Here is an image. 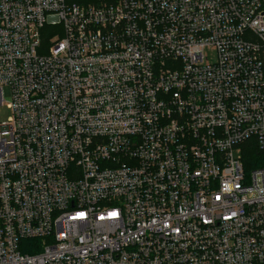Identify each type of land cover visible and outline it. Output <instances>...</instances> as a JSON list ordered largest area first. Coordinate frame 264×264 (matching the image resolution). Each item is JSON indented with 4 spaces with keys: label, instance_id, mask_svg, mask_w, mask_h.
<instances>
[{
    "label": "built area",
    "instance_id": "2783aa9c",
    "mask_svg": "<svg viewBox=\"0 0 264 264\" xmlns=\"http://www.w3.org/2000/svg\"><path fill=\"white\" fill-rule=\"evenodd\" d=\"M2 105L0 264H264V0H0Z\"/></svg>",
    "mask_w": 264,
    "mask_h": 264
},
{
    "label": "rangeland",
    "instance_id": "374dc122",
    "mask_svg": "<svg viewBox=\"0 0 264 264\" xmlns=\"http://www.w3.org/2000/svg\"><path fill=\"white\" fill-rule=\"evenodd\" d=\"M60 34L58 29H51L46 30L42 33V36L46 42L53 43L58 39V35ZM204 54L207 57L208 63H214L216 60V54L213 47H206L204 50ZM11 112L10 110L5 106H0V123H6L7 120L10 118Z\"/></svg>",
    "mask_w": 264,
    "mask_h": 264
},
{
    "label": "trees",
    "instance_id": "16d2710c",
    "mask_svg": "<svg viewBox=\"0 0 264 264\" xmlns=\"http://www.w3.org/2000/svg\"><path fill=\"white\" fill-rule=\"evenodd\" d=\"M260 151L256 148H252L250 150L247 151V155H246V161L247 162H252V166L253 167H257L260 165L258 159H259V155H260Z\"/></svg>",
    "mask_w": 264,
    "mask_h": 264
}]
</instances>
